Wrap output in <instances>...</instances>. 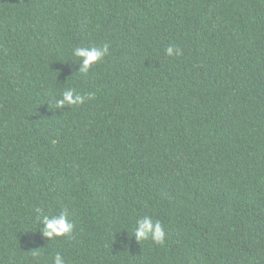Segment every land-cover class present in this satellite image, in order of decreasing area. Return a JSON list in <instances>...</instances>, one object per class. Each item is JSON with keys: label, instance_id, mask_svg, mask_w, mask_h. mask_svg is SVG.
<instances>
[{"label": "trees", "instance_id": "1", "mask_svg": "<svg viewBox=\"0 0 264 264\" xmlns=\"http://www.w3.org/2000/svg\"><path fill=\"white\" fill-rule=\"evenodd\" d=\"M66 88L84 103L56 107ZM57 253L264 264V0H0V264Z\"/></svg>", "mask_w": 264, "mask_h": 264}, {"label": "clouds", "instance_id": "2", "mask_svg": "<svg viewBox=\"0 0 264 264\" xmlns=\"http://www.w3.org/2000/svg\"><path fill=\"white\" fill-rule=\"evenodd\" d=\"M108 51L107 45L102 48L95 46L76 47L73 54L82 61L81 73L87 74L95 64L105 58ZM166 54L169 56L178 55L179 49H174L172 46H169L166 49ZM84 101V95L77 93L72 88H66L60 94V98L56 99L55 104L56 107L63 108L65 105L77 106L83 104ZM40 222L44 225V236L51 240L68 235L73 230V224L69 221L65 213L56 216L44 215ZM132 234L135 235L139 241L151 239L157 244H162L166 235L160 221H153L150 216H144L142 219H139ZM53 264H65L63 256L60 253L55 255Z\"/></svg>", "mask_w": 264, "mask_h": 264}]
</instances>
